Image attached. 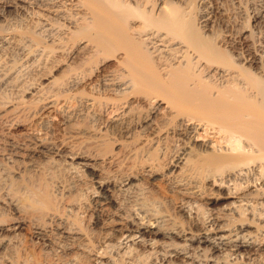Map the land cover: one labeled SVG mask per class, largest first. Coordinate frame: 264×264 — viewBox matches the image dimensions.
Here are the masks:
<instances>
[{
  "label": "bare ground",
  "instance_id": "6f19581e",
  "mask_svg": "<svg viewBox=\"0 0 264 264\" xmlns=\"http://www.w3.org/2000/svg\"><path fill=\"white\" fill-rule=\"evenodd\" d=\"M0 264H264V0H0Z\"/></svg>",
  "mask_w": 264,
  "mask_h": 264
},
{
  "label": "rangeland",
  "instance_id": "374dc122",
  "mask_svg": "<svg viewBox=\"0 0 264 264\" xmlns=\"http://www.w3.org/2000/svg\"><path fill=\"white\" fill-rule=\"evenodd\" d=\"M250 16H252V15H250ZM249 16V18H246L247 20L246 21H248L247 22V25L248 26H251L252 25V23H253V18L252 17H250ZM249 23H250V25H249ZM9 217V216H8ZM7 217V220L8 221H10L9 219H10V217H13V215L11 216L10 215V217L8 218ZM29 228H25L23 231H22V233H23V237L27 240V241H31V239H32V237L30 236L31 235V231L30 230H28Z\"/></svg>",
  "mask_w": 264,
  "mask_h": 264
}]
</instances>
